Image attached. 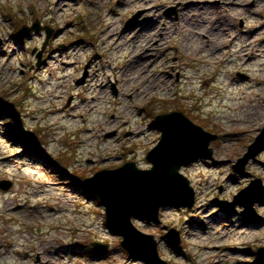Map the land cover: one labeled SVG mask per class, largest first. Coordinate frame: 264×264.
<instances>
[{
	"label": "rangeland",
	"instance_id": "rangeland-1",
	"mask_svg": "<svg viewBox=\"0 0 264 264\" xmlns=\"http://www.w3.org/2000/svg\"><path fill=\"white\" fill-rule=\"evenodd\" d=\"M36 21L44 29L21 40ZM46 27L54 33L38 65ZM0 97L42 147L25 150L0 111V182L12 183L0 188V264H145L72 175L128 162L152 168L147 156L162 136L155 118L173 111L218 135L214 160L181 170L196 193L192 209L167 207L160 222L134 224L155 236L169 264H261L264 204L247 224L242 208L229 215L217 200L264 183V151L244 174L234 170L264 130V0H0ZM248 105H260L251 117ZM171 229L182 238L177 250L161 239Z\"/></svg>",
	"mask_w": 264,
	"mask_h": 264
},
{
	"label": "water",
	"instance_id": "water-1",
	"mask_svg": "<svg viewBox=\"0 0 264 264\" xmlns=\"http://www.w3.org/2000/svg\"><path fill=\"white\" fill-rule=\"evenodd\" d=\"M141 15L142 12L135 14L127 22V26H137ZM43 29L41 22L36 21L32 26L24 25L18 35L24 40L32 32L40 33ZM45 30L47 39L38 54V65H41L43 53L54 33L49 27ZM90 66L91 63L78 84L85 83ZM115 93L117 94V90ZM0 111L12 120V130L21 146L42 152L39 136L25 127L22 114L14 103L0 97ZM155 126L161 130L162 136L159 144L147 156L152 168L141 169L135 162H128L119 168L104 169L83 179L82 187L96 196L105 207L108 226L123 237L122 246L132 259L145 264H169L160 257L155 236L139 230L133 220L144 217L152 223H158L164 208L182 206L192 209L196 193L181 170L201 159L214 160L211 144L218 139V135L208 132L179 111L157 115ZM262 139L264 140V130L248 152L239 159L238 164L234 165L236 173L244 174L249 162L264 151V143L260 145ZM11 186L10 181L0 182V188L5 191ZM256 195L259 197L254 198ZM263 197L264 183L262 179H255L233 201L217 202L229 215L236 214L238 207L242 208L246 223L250 224L261 219L255 206L264 204ZM161 239L167 240L174 250L179 248L182 241L180 232L176 229H171ZM93 247L100 251L106 249L100 243H94ZM257 254L261 264H264V247L259 248Z\"/></svg>",
	"mask_w": 264,
	"mask_h": 264
},
{
	"label": "bare ground",
	"instance_id": "bare-ground-1",
	"mask_svg": "<svg viewBox=\"0 0 264 264\" xmlns=\"http://www.w3.org/2000/svg\"><path fill=\"white\" fill-rule=\"evenodd\" d=\"M198 4H201V3H198ZM193 5H196V3H194ZM234 5H237V4H234ZM261 32L262 31V29H258V31L257 32ZM109 32V31H108ZM112 33H114V31L112 32ZM113 36H115L114 34H112ZM113 36H112V38H113ZM205 38H207V37H205ZM121 39V37L118 39V40H120ZM250 52L252 53V45L251 44H248L247 46H246V50H245V54H243V55H246V57H248L249 55H250ZM241 53H236L235 54V56L238 58V57H241ZM252 55H254V54H252ZM256 58H255V56H251V57H249V60L248 61H251V60H255ZM121 71H123V68H121ZM124 72V71H123ZM144 74H147V72L146 71H144V73H143V75ZM261 85H263L262 83H261ZM246 106V105H245ZM248 107H249V109L250 110H252V112H250L249 113V115H248V117H251L252 116V114L254 113V111L256 110V108L257 107H260V105H248ZM253 107V108H252ZM241 126V125H240ZM217 251H219V248H217V249H215V252H217Z\"/></svg>",
	"mask_w": 264,
	"mask_h": 264
},
{
	"label": "trees",
	"instance_id": "trees-1",
	"mask_svg": "<svg viewBox=\"0 0 264 264\" xmlns=\"http://www.w3.org/2000/svg\"><path fill=\"white\" fill-rule=\"evenodd\" d=\"M24 149L25 150H29L28 148H24ZM62 172H63L64 178H66L67 176H69L67 172H65V171H62ZM72 178H74L73 186H75L76 188H78L79 190H81L88 197L93 198L99 205H102L101 202H100V200L96 196H94L92 193L88 192L86 189H84L82 187V181H83V179L87 178L86 176H81V178H77V177H75V176L72 175ZM256 262L257 263H261L260 262V258H258Z\"/></svg>",
	"mask_w": 264,
	"mask_h": 264
}]
</instances>
